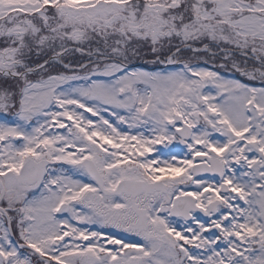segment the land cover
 <instances>
[{
    "label": "snow or ice",
    "instance_id": "1",
    "mask_svg": "<svg viewBox=\"0 0 264 264\" xmlns=\"http://www.w3.org/2000/svg\"><path fill=\"white\" fill-rule=\"evenodd\" d=\"M0 264H264V0H0Z\"/></svg>",
    "mask_w": 264,
    "mask_h": 264
}]
</instances>
